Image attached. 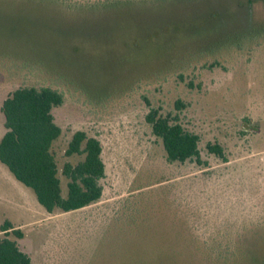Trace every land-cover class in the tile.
Wrapping results in <instances>:
<instances>
[{
  "label": "rangeland",
  "instance_id": "374dc122",
  "mask_svg": "<svg viewBox=\"0 0 264 264\" xmlns=\"http://www.w3.org/2000/svg\"><path fill=\"white\" fill-rule=\"evenodd\" d=\"M255 1V19L264 22V0ZM205 2L155 5L79 25L0 0V140L2 106L13 91L60 89L65 102L53 115L62 134L53 152L64 195V165L82 160L66 150L85 131L103 145L104 205L122 207L119 201L143 188L135 202L146 204L128 217V229L113 224L101 244L104 211L48 214L0 162V238L6 223L20 230L22 238L12 230L9 236L32 264H264V50L235 56L225 70L200 64L176 70L186 48L214 43L245 24L243 0ZM152 108L177 116L199 136L202 164L167 161L146 122ZM209 145H220L228 162ZM181 203L208 216L186 213ZM217 232L221 244L201 243Z\"/></svg>",
  "mask_w": 264,
  "mask_h": 264
},
{
  "label": "trees",
  "instance_id": "16d2710c",
  "mask_svg": "<svg viewBox=\"0 0 264 264\" xmlns=\"http://www.w3.org/2000/svg\"><path fill=\"white\" fill-rule=\"evenodd\" d=\"M205 1L210 0H3V3H17L21 5V9L52 12L82 25L91 20L113 21L122 14L140 13L155 5H193ZM255 2V0L242 2L240 8L244 15L243 28L235 29L214 43L204 42V45L186 48L176 57V63L173 64L176 70L197 64L207 70L215 68L225 70L226 64L235 56L249 57L259 49L264 50V22L255 19ZM183 75L184 73L179 74L182 79ZM60 78L65 77L60 75ZM64 102V92L52 86H25L13 91L2 106L6 132L0 140V162L20 183L33 190L39 204L48 214L56 212L73 214L94 207L104 211L106 224L100 237L102 244L112 233L113 224L117 223L116 226L121 230L128 229V217L139 213L137 211L146 205L143 202L139 203L140 201L135 202V197L139 196L144 188L119 201V204H123L122 207L111 209L112 204L104 205V188L101 185V180L106 175V165L102 157L103 145L99 139L90 137L85 131H77L69 142L66 156H79L82 160L77 164L67 162L64 165L62 175L68 180L67 194L64 195L59 164L53 152L54 142L62 134L53 110L62 106ZM176 106L179 109L183 108L184 104L178 101ZM146 122L151 126L152 133L162 141L169 163L185 164L190 161L198 165L203 163L199 150V136L187 130L177 116H164L152 108L146 116ZM209 150L224 159V163L228 162L220 145H209ZM167 182L169 181L153 186ZM122 202H128L131 207L127 208ZM181 207L186 213H197L198 210L201 216H208L207 211L200 207L188 205ZM213 226L216 229L219 227L216 224ZM187 229L188 234L194 237L192 241H195L196 235L191 233L189 227ZM10 230L17 238L23 237V233L14 229L10 223L1 227L6 236L0 238V264H32L31 257L20 249L18 241L10 238ZM207 238L201 243L208 248L212 244L218 246L222 243V235L219 232L214 234L212 239Z\"/></svg>",
  "mask_w": 264,
  "mask_h": 264
}]
</instances>
